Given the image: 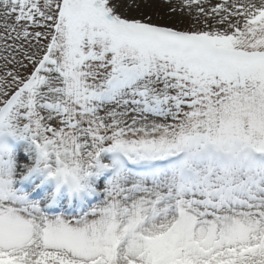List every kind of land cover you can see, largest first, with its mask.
<instances>
[{
    "label": "snow or ice",
    "instance_id": "obj_1",
    "mask_svg": "<svg viewBox=\"0 0 264 264\" xmlns=\"http://www.w3.org/2000/svg\"><path fill=\"white\" fill-rule=\"evenodd\" d=\"M0 264H264V0H0Z\"/></svg>",
    "mask_w": 264,
    "mask_h": 264
}]
</instances>
